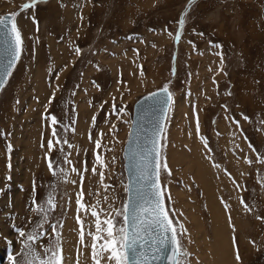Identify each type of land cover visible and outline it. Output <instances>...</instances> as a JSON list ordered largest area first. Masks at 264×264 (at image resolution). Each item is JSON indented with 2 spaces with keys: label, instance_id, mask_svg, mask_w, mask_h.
<instances>
[{
  "label": "rangeland",
  "instance_id": "obj_1",
  "mask_svg": "<svg viewBox=\"0 0 264 264\" xmlns=\"http://www.w3.org/2000/svg\"><path fill=\"white\" fill-rule=\"evenodd\" d=\"M30 2L0 0V16L16 14L23 40L0 88V264H22L21 241L40 232L41 256L58 233L64 264H93L91 238L79 240L77 193L88 205L123 208L133 102L166 85L159 180L169 218L187 230L182 264H204L196 235L213 243L214 231L226 234L234 264H264V220L256 218H264V0H39L22 9ZM94 151L105 164L102 183ZM194 152L204 164L198 173L188 166ZM81 216L94 232L93 218Z\"/></svg>",
  "mask_w": 264,
  "mask_h": 264
},
{
  "label": "snow or ice",
  "instance_id": "obj_2",
  "mask_svg": "<svg viewBox=\"0 0 264 264\" xmlns=\"http://www.w3.org/2000/svg\"><path fill=\"white\" fill-rule=\"evenodd\" d=\"M39 0H31L30 3H25L21 7L24 10L31 9ZM193 0H188V4L191 5ZM187 11L181 13V18L178 24L182 26L184 24V17ZM15 15L13 14L11 19L0 16V36L5 38L4 42L8 45L9 55L11 59L9 60L8 67L10 68L17 60L20 59L22 52L23 40L21 32L15 23ZM35 23V19L33 18ZM10 25V27H9ZM202 35V34H201ZM176 40L180 39L179 34L175 37ZM219 47V45H217ZM76 54H80V49H75ZM5 75H10L5 69ZM4 86V81L0 79V88ZM163 92L167 93V85L162 89ZM153 97L156 93L151 94ZM50 98V101L51 102ZM171 95L169 94L166 102H171ZM115 110V105L113 106ZM123 112L124 109L119 110ZM53 124L56 123L55 117H52ZM245 120L248 117H244ZM95 117H93V121ZM238 123V122H236ZM159 132H163V125L161 124ZM197 134L199 135V125L197 123ZM56 133L53 131V136ZM91 139V137H89ZM204 148L209 150L208 143L201 137ZM58 143V141H57ZM67 143V141H65ZM96 148L101 147L100 140H96ZM71 147V145H69ZM54 147L53 141L49 140L48 148L51 151ZM251 148L252 145L249 144ZM152 152L156 153V163L153 165L152 161L146 160L140 170V174L137 178V182L150 181V183L144 189L136 190L134 193V202L125 201L122 209H114L109 205L110 210H106L99 207V201L96 205H88L83 200V190L77 193L76 205H77V215L76 223L79 226V240L81 244H84V237L87 234L91 238V258L93 264H152L156 260H166L168 264H182L183 258L189 255L182 247L180 242V237L186 235V229L183 224L173 221L169 218L168 210L165 208L163 197V191L159 184V171L163 167L167 170L166 163L161 164L159 162V148L156 142L153 143ZM95 163L92 167V173L95 175L97 173V165L101 169L99 175L101 177V183L103 182L105 167L100 155L95 153ZM245 162L251 164L252 161L247 157L244 158ZM71 163V161H67ZM257 162L264 163V160L257 158ZM219 167V165H214ZM49 171L55 175L53 169V164L51 160L48 163ZM73 172L77 169L73 168ZM85 171L87 169L85 168ZM83 179V177H81ZM235 183V181H233ZM105 188L108 186L105 185ZM125 191H131L128 187ZM170 199V197H169ZM107 200V197H105ZM36 204V201H33ZM244 204V201L241 200ZM47 204L50 209L54 210L56 204L54 198L50 197L47 200ZM246 209L247 206L245 205ZM34 211H43V209L37 207L33 209ZM90 215L93 218L92 226L95 231L88 230L85 232V221L81 216ZM175 215V213H173ZM122 217V223L118 219ZM257 219L264 220V218L257 216ZM177 225L179 226V231L177 230ZM52 230L55 233V226H52ZM21 238L25 237L23 231L19 232ZM45 233L40 232L37 234H27L26 240H22V255L25 260L22 264H64L63 251L59 243V234L56 233L57 239L54 241H49L47 246L40 245L44 255L41 256L36 248V245ZM235 244V241H234ZM87 247V245H85ZM236 259L239 261L240 257L237 254ZM10 264H16L13 258H10ZM79 264V261H77Z\"/></svg>",
  "mask_w": 264,
  "mask_h": 264
},
{
  "label": "water",
  "instance_id": "obj_3",
  "mask_svg": "<svg viewBox=\"0 0 264 264\" xmlns=\"http://www.w3.org/2000/svg\"><path fill=\"white\" fill-rule=\"evenodd\" d=\"M1 16L8 19L12 18L11 12H5ZM0 31H3V29H0ZM4 40L5 38L0 36V79L3 81L7 77L5 69L8 72L11 68L8 67L11 57L8 45ZM163 88L159 87L143 93L133 102L129 130L122 146L125 188L131 189V191H125V201L134 202L135 191L146 188L150 183V181L138 183L137 178L146 160L152 161L153 165L157 162L156 153L151 150L154 142H156L158 148L160 147L161 132H159V128L164 123L169 104L166 101L170 94L169 90L167 93L163 92ZM152 93H156V96L153 97ZM152 264H168V261L156 260Z\"/></svg>",
  "mask_w": 264,
  "mask_h": 264
},
{
  "label": "bare ground",
  "instance_id": "obj_4",
  "mask_svg": "<svg viewBox=\"0 0 264 264\" xmlns=\"http://www.w3.org/2000/svg\"><path fill=\"white\" fill-rule=\"evenodd\" d=\"M122 125H124L123 126V128H124L125 124L122 123ZM121 134H119L118 136H114V137H116V140H117L116 143H113L114 148H116L115 146H117L118 143L120 142V140H121L120 138L122 136ZM107 136H109V134ZM188 166L190 169H192L191 171H193L194 173L195 172L198 173L199 169H203L204 164L202 162H200L199 155L197 156V154L194 152L192 154V157L190 156V158L188 160ZM213 220H214V228H215V230H217V226L219 224V219L217 217H214ZM203 235L205 236L204 233L203 234L197 233L196 239H197L198 243H200V241L204 242L203 246L199 244L201 246V253H200L201 256L200 257L203 260L202 262L204 264H206V263L207 264L208 263L209 264H234V258L232 255L231 247L228 246L227 244L223 243V240L221 238V235H223V236L226 235L224 232L214 231L213 237L216 239L213 243L211 241L208 243L207 240L203 237ZM65 249H66V251L71 252L70 247H66ZM207 251H208V253H207Z\"/></svg>",
  "mask_w": 264,
  "mask_h": 264
}]
</instances>
